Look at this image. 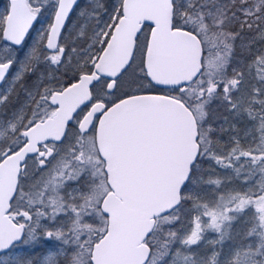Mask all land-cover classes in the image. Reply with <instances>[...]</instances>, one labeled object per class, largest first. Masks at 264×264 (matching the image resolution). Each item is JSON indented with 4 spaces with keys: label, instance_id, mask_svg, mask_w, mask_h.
<instances>
[{
    "label": "snow or ice",
    "instance_id": "6c2138e0",
    "mask_svg": "<svg viewBox=\"0 0 264 264\" xmlns=\"http://www.w3.org/2000/svg\"><path fill=\"white\" fill-rule=\"evenodd\" d=\"M0 264H264V0H0Z\"/></svg>",
    "mask_w": 264,
    "mask_h": 264
}]
</instances>
